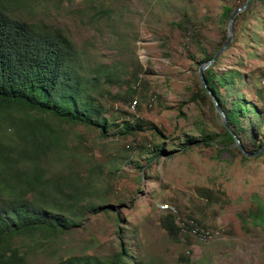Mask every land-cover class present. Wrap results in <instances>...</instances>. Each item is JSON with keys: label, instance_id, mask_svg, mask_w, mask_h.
Here are the masks:
<instances>
[{"label": "rangeland", "instance_id": "374dc122", "mask_svg": "<svg viewBox=\"0 0 264 264\" xmlns=\"http://www.w3.org/2000/svg\"><path fill=\"white\" fill-rule=\"evenodd\" d=\"M245 2L0 0V9L21 20L63 31L76 46L84 76L102 78L101 66L115 68L119 80L100 88L106 92L101 100L105 116L112 115L117 122H145L144 132L127 138L112 136L114 127L102 137L98 130L82 125L61 126L73 150L83 145L86 158L114 173L117 193L110 204L122 218L120 225L136 231L140 264H264V226L242 221L250 209H256V202L264 203V151L259 158L243 161L235 144L226 148L219 142L212 148L187 151L169 145L186 134L200 135L201 129L222 132L216 109L209 102L191 100L202 50L188 32L194 31L205 51L212 52L222 29L228 28L222 24L224 5L235 8ZM244 13L215 70L238 68L251 77L253 86L264 89V0H253ZM134 69H141L140 81L132 85L138 96L128 102L122 94ZM241 91L264 110V99L257 100L252 89L241 87ZM153 127L162 136L153 137ZM256 136L252 150L264 139V132ZM137 143L162 144L166 154L149 163L136 155ZM199 188L222 189L225 203L210 205L199 195ZM165 204L182 211L178 214L182 226L186 214L195 215L210 232L219 231L217 238L205 242L184 230L181 241L171 243L159 225L160 206ZM115 231L110 217L90 216L83 227L58 243L36 248L31 264L55 263L62 256H105L117 246ZM60 244L64 249H59ZM187 255L189 262L184 259Z\"/></svg>", "mask_w": 264, "mask_h": 264}, {"label": "trees", "instance_id": "16d2710c", "mask_svg": "<svg viewBox=\"0 0 264 264\" xmlns=\"http://www.w3.org/2000/svg\"><path fill=\"white\" fill-rule=\"evenodd\" d=\"M233 10L232 5H224L222 24H228ZM246 14L244 11L238 14L235 24ZM227 29H222V38L210 53L201 46L194 31L188 32L202 50L197 59L198 71L225 43ZM222 57L223 54L203 77L225 111L230 128L222 124V132L215 133L201 129L200 135L186 134L180 142L172 140L169 145H180L187 151L192 147L212 148L219 142L226 148L235 144L242 160L247 161L249 158L236 144L235 135L248 153L264 146V139L259 140L254 150L250 146L258 141L256 133L264 132V110L241 87L252 89L257 100L264 99V89L253 86L251 77L238 68L215 70ZM101 67L102 78L84 76L80 73L76 46L63 31L26 22L0 9V264H31L36 248L42 250L58 243L83 227L90 216L98 215L110 217L116 226L117 246L111 247L105 256H62L50 264H140L136 255L137 233L120 225L122 218L110 204L117 193L112 185L114 173L86 158L82 154L83 145L73 150L61 127L82 125L98 130L102 137H107L114 127L112 136L121 138L134 137L146 130L143 121L117 122L112 115L105 116L101 100L106 92L100 88L103 84H116L119 78L115 68ZM140 73L141 69L132 71V80L122 94L124 101L131 102L138 96L132 85L140 81ZM191 100L209 102L215 109L213 97L200 79ZM150 130L153 137L162 136L155 127ZM134 149L139 158L149 163L166 154L162 144L137 143ZM198 193L210 205L226 201L222 189L199 188ZM255 208L242 221L250 219L256 226H264V203L256 202ZM178 214L182 211L175 206L173 210L162 211L159 217L160 228L171 243L180 242L184 230L189 234H194L195 229L210 231L190 214H186L182 226ZM59 249H64V245L60 244ZM184 259L189 262L188 255Z\"/></svg>", "mask_w": 264, "mask_h": 264}, {"label": "water", "instance_id": "95a60500", "mask_svg": "<svg viewBox=\"0 0 264 264\" xmlns=\"http://www.w3.org/2000/svg\"><path fill=\"white\" fill-rule=\"evenodd\" d=\"M253 0H247L245 4H242L240 6H237L236 8H234L231 18L228 22V29L226 31V41L225 43L219 48V50L216 52V54L214 55V58L210 61H208L207 63L202 64L199 67V79L201 80L202 85L204 86L205 89H207V91L209 92V94L213 97L214 100V104H215V109L216 111L220 114V121L222 122L223 125H225L226 127H229V123L227 122L226 119V113L223 110L222 106L219 104L218 99L215 97L214 93L210 90V88L207 85V81L204 79L203 77V73L210 68L212 65H214L215 61L223 54L224 51H226L229 47V45L231 44L232 40H233V33H234V29H235V19L236 16L238 14H240L241 12H245L248 7L250 6L251 2ZM236 138V144L241 148L243 154L248 157V158H252L255 156H259V154H261L264 151V146H262L261 148H259L258 151L254 152V153H248L245 151L244 147L242 146V143L240 141V139L235 135Z\"/></svg>", "mask_w": 264, "mask_h": 264}, {"label": "built area", "instance_id": "2783aa9c", "mask_svg": "<svg viewBox=\"0 0 264 264\" xmlns=\"http://www.w3.org/2000/svg\"><path fill=\"white\" fill-rule=\"evenodd\" d=\"M160 207L162 211L173 210L172 207H170V205L168 204L161 205ZM193 233L197 234L198 237H200V239L205 242L211 241L212 239L217 238V235L219 234L218 231L217 232H210V231H205V230L198 231V229H195Z\"/></svg>", "mask_w": 264, "mask_h": 264}]
</instances>
